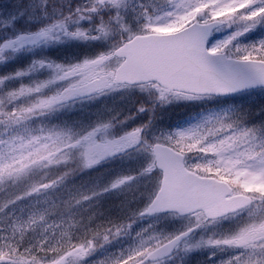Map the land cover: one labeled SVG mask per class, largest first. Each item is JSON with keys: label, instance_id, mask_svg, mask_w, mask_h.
<instances>
[{"label": "snow or ice", "instance_id": "snow-or-ice-1", "mask_svg": "<svg viewBox=\"0 0 264 264\" xmlns=\"http://www.w3.org/2000/svg\"><path fill=\"white\" fill-rule=\"evenodd\" d=\"M20 60L0 264H264V0H19L0 65Z\"/></svg>", "mask_w": 264, "mask_h": 264}, {"label": "rangeland", "instance_id": "rangeland-1", "mask_svg": "<svg viewBox=\"0 0 264 264\" xmlns=\"http://www.w3.org/2000/svg\"><path fill=\"white\" fill-rule=\"evenodd\" d=\"M57 2H59V0H57ZM17 3H19V0H0V14L5 12L6 10H11L12 7L14 5H16ZM21 23H23V21H21ZM78 51H79V49H76V48L55 47V48L47 50L46 54L48 55V57L50 59H55L59 62V61H62L63 59H65L66 57L70 56L71 54L78 52ZM27 63H29V60H20L19 62L10 64V65H0V75H5V74H8L12 71H15L17 68H19L21 66H26ZM260 101H261V97H259L258 94L254 95L252 97L234 98V102L245 103L246 105H254L255 111H258V109L260 107ZM117 103H118V106H123V102L117 101ZM108 104L111 105L112 101H108ZM180 110H184V109L175 108L172 111V112H174L175 115L172 117L169 116L167 118L169 120V122L181 117L182 112H180ZM85 179H87V178H85ZM103 205H106L110 209H114V206H115L114 202L111 201L110 198L106 199L105 202L101 206H99L100 211H105V209L102 207ZM195 257L200 260V262L198 261L199 264H210V262L207 260V256H206L205 252H197V253L191 254L188 257L189 264H191L192 259ZM220 259H221V255L218 254L217 258H216V264H219Z\"/></svg>", "mask_w": 264, "mask_h": 264}, {"label": "trees", "instance_id": "trees-1", "mask_svg": "<svg viewBox=\"0 0 264 264\" xmlns=\"http://www.w3.org/2000/svg\"><path fill=\"white\" fill-rule=\"evenodd\" d=\"M185 111H186V110H180V112H182L181 117H182L184 114H186ZM174 115H175L174 112H171L170 117H172V116H174ZM102 207L105 209V211L110 210V208L107 207L106 205H103Z\"/></svg>", "mask_w": 264, "mask_h": 264}, {"label": "flooded vegetation", "instance_id": "flooded-vegetation-1", "mask_svg": "<svg viewBox=\"0 0 264 264\" xmlns=\"http://www.w3.org/2000/svg\"><path fill=\"white\" fill-rule=\"evenodd\" d=\"M199 262H200V260L199 259H197ZM195 264H199L197 261L195 262Z\"/></svg>", "mask_w": 264, "mask_h": 264}]
</instances>
